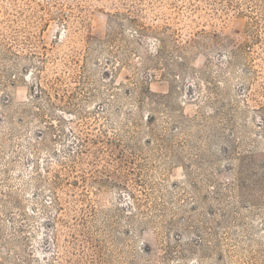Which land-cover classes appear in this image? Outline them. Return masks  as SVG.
Listing matches in <instances>:
<instances>
[{
    "label": "rangeland",
    "instance_id": "rangeland-1",
    "mask_svg": "<svg viewBox=\"0 0 264 264\" xmlns=\"http://www.w3.org/2000/svg\"><path fill=\"white\" fill-rule=\"evenodd\" d=\"M0 264H264V0H0Z\"/></svg>",
    "mask_w": 264,
    "mask_h": 264
}]
</instances>
